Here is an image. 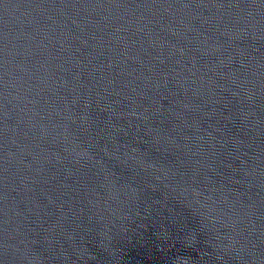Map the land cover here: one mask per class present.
<instances>
[{
    "label": "water",
    "instance_id": "water-1",
    "mask_svg": "<svg viewBox=\"0 0 264 264\" xmlns=\"http://www.w3.org/2000/svg\"><path fill=\"white\" fill-rule=\"evenodd\" d=\"M0 264H264V0H0Z\"/></svg>",
    "mask_w": 264,
    "mask_h": 264
}]
</instances>
